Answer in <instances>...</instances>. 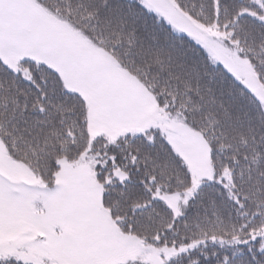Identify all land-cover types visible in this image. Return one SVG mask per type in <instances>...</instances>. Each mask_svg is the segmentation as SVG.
Here are the masks:
<instances>
[{"label": "snow or ice", "instance_id": "obj_1", "mask_svg": "<svg viewBox=\"0 0 264 264\" xmlns=\"http://www.w3.org/2000/svg\"><path fill=\"white\" fill-rule=\"evenodd\" d=\"M0 264H264V0H0Z\"/></svg>", "mask_w": 264, "mask_h": 264}]
</instances>
